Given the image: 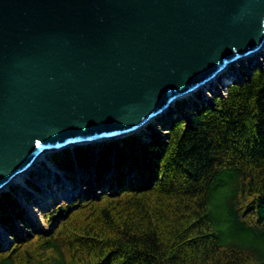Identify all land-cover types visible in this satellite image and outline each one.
<instances>
[{
  "label": "water",
  "instance_id": "1",
  "mask_svg": "<svg viewBox=\"0 0 264 264\" xmlns=\"http://www.w3.org/2000/svg\"><path fill=\"white\" fill-rule=\"evenodd\" d=\"M264 44V0H0V191L122 137Z\"/></svg>",
  "mask_w": 264,
  "mask_h": 264
},
{
  "label": "trees",
  "instance_id": "2",
  "mask_svg": "<svg viewBox=\"0 0 264 264\" xmlns=\"http://www.w3.org/2000/svg\"><path fill=\"white\" fill-rule=\"evenodd\" d=\"M242 76L151 142L133 136L98 159L76 149L95 186L90 179L59 211L50 233L13 229L0 264H264V66ZM71 155L56 163L69 166ZM96 187L109 189L97 195ZM0 209L3 223L26 224L13 197Z\"/></svg>",
  "mask_w": 264,
  "mask_h": 264
},
{
  "label": "rangeland",
  "instance_id": "3",
  "mask_svg": "<svg viewBox=\"0 0 264 264\" xmlns=\"http://www.w3.org/2000/svg\"><path fill=\"white\" fill-rule=\"evenodd\" d=\"M264 58V56H261V55H259L258 57H257V59L255 60V61H245V62H243V63H236V64H234V66H233V69H231L230 70V72L232 73L233 71H234V73L236 74L235 76H236V79L238 78V77H240L241 76V72L243 71V70H245V71H247V70H249L252 66H260V65H262V64H264V61L262 60ZM262 63V64H261ZM244 68H246V69H244ZM220 85V84H219ZM218 89V88H217ZM219 90L221 91V92H223L225 89L222 87V86H220L219 87ZM209 94H208V91L207 92H205V94L203 95V97H207ZM190 102H184L185 104H186V107L185 108H183V109H186V111H185V113H189L190 112V109H191V107L193 106L192 105V102H191V100H189ZM180 104V103H179ZM179 106V105H178ZM163 119H165V118H163ZM165 122H168V121H165ZM153 125V128L155 129V130H160V132L161 133H166V127L165 126H163V124L162 123H160L159 121H157L156 123H152ZM143 134V135H142ZM142 134H140V135H138V136H140L142 139H143V137H145V138H147L148 136H149V134H150V130L147 128V130L144 132V133H142ZM91 147V146H90ZM95 146H93L92 148L93 149H95L94 148ZM76 171V170H75ZM63 175H62V179H63V181L65 182V183H68V184H72V185H74V188H73V190H74V192H77V191H79V189L80 190H82V189H84V190H86V186H87V180H88V178H89V175L87 174V173H84V172H82L81 170H78V172L77 173H75V174H73V173H71V174H67V173H62ZM110 176H108V178H109ZM92 181H94V179L91 177L90 178ZM83 182V183H82ZM105 192H107L106 190H105ZM76 195H77V193H76ZM98 195H100V194H98ZM16 196H18L17 194H16ZM19 197V196H18ZM68 201H70L69 199H64V200H62L58 205H56V204H54L53 203V208H51V210H48L47 212H44V211H42L40 214H39V216H37L36 217V219L35 220H33L39 227H40V230H38L39 232H41V231H49V229H51L52 228V225L54 224L55 225V227H54V230L58 227V226H60V224H61V222H62V217H58V218H56L55 220H54V218H52V215H51V213L54 211V213H56V215H58L57 214V212H56V210H58V211H60V209L62 210V209H66V208H63L64 206H69V202ZM55 215V216H56ZM44 216V217H43ZM53 219V220H52ZM51 224V225H50ZM21 227L22 226H20V224L18 225V228L21 230ZM27 228H23V230H21V232H24V233H27ZM37 233V231H34V230H32V233H30L31 235H35ZM24 235V234H23ZM257 242V240H252L251 242H249L248 244L251 246V247H253L254 245H255V243ZM4 246L6 245V244H8L5 240H4ZM3 249V248H2Z\"/></svg>",
  "mask_w": 264,
  "mask_h": 264
},
{
  "label": "bare ground",
  "instance_id": "4",
  "mask_svg": "<svg viewBox=\"0 0 264 264\" xmlns=\"http://www.w3.org/2000/svg\"><path fill=\"white\" fill-rule=\"evenodd\" d=\"M221 85V84H220ZM142 131H140L139 133H141ZM43 157L44 158H46L47 157V155L45 154V155H43ZM43 162H45L44 160H39V163H43ZM43 164H45V163H43ZM30 173V170H28V171H25V172H23L21 175H19V176H17L16 178H14V180L12 181V183H11V185L12 186H15L16 184H19L20 182H24V180L27 178V176H28V174ZM44 199H47L48 197H43ZM33 213L34 214H36L37 212L34 210L33 211Z\"/></svg>",
  "mask_w": 264,
  "mask_h": 264
}]
</instances>
